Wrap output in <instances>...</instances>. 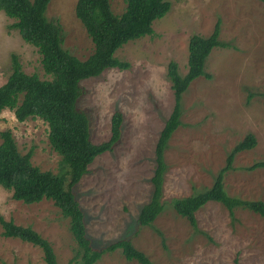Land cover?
Listing matches in <instances>:
<instances>
[{"label": "rangeland", "instance_id": "374dc122", "mask_svg": "<svg viewBox=\"0 0 264 264\" xmlns=\"http://www.w3.org/2000/svg\"><path fill=\"white\" fill-rule=\"evenodd\" d=\"M77 0H50L46 15L63 29V45L85 59L93 42L74 7ZM169 10L152 22V33L130 40L115 51L127 63L83 79L77 105L90 119L92 142L110 135L112 113L123 116L119 142L98 155L73 187L84 215L87 234L95 248L129 239L152 264H264V216L238 206L231 216L220 202L209 201L195 212L196 224L174 209V198L210 186L228 152L247 133L256 144L237 153L226 172L227 193L241 199L264 200V1L169 0ZM121 13L125 0H110ZM0 10V85L11 72L12 54L23 71L47 78L37 49L11 26ZM219 23V38L227 46L214 47L205 71L181 97L180 125L165 150L161 202L163 209L150 225L137 223L141 206L153 192L154 148L174 94L167 77L173 60L187 71L189 37L208 35ZM10 129L20 152L31 150V161L41 170L64 172L60 155L48 141V126L39 117L16 120L12 110L0 112V131ZM1 141V138H0ZM0 216L31 226L52 245L59 264H69L76 242L69 220L50 199L24 203L0 186ZM0 264H45L39 246L2 235ZM94 264H140L127 260L120 248L104 252Z\"/></svg>", "mask_w": 264, "mask_h": 264}, {"label": "trees", "instance_id": "16d2710c", "mask_svg": "<svg viewBox=\"0 0 264 264\" xmlns=\"http://www.w3.org/2000/svg\"><path fill=\"white\" fill-rule=\"evenodd\" d=\"M264 1V0H263ZM50 0H0V10L14 21L21 38L33 45L40 54V62L47 78L23 71L17 57L12 54L11 72L0 85V112L12 110L16 120L39 117L48 126V141L61 157L64 172L41 170L31 161V150L19 151L10 129L0 131V186L11 191V197L24 203L50 199L61 214L69 220V230L76 249L69 264H94L107 251L120 248L127 260L152 264L148 256L127 239H118L107 246L95 248L87 234L85 215L73 187L89 171V164L100 154L112 151L119 142L123 116L115 110L110 120V135L94 143L90 137L88 114L77 105L82 94L80 82L98 76L107 68H125L126 62L115 56L123 44L152 33V22L170 8L169 0H125L124 10L117 14L110 0H77L74 11L93 42L92 52L80 59L63 45V29L57 20L46 15ZM225 47L219 38L217 22L208 35L192 34L188 42L187 71L182 74L173 60L167 65V77L174 94L172 111L164 121L155 148V167L150 178L152 194L140 208L137 223L150 225L163 209L161 202L165 150L173 132L180 125L181 97L189 84L199 76L210 78L205 71L211 50ZM255 136L247 133L228 152L225 164L217 171L213 182L203 190L172 200L175 211L195 226V212L209 201L220 202L231 216L238 206L253 208L264 216V200H247L227 193L224 186L226 172L233 169L237 153L252 148ZM264 166L257 161L246 166L253 170ZM2 235L15 237L39 246L45 264H59L52 245L31 226L16 224L0 216Z\"/></svg>", "mask_w": 264, "mask_h": 264}]
</instances>
